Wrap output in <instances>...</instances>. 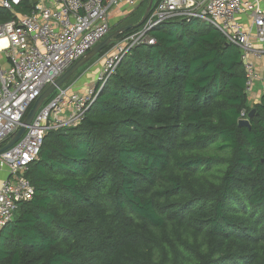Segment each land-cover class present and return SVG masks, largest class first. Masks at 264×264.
Instances as JSON below:
<instances>
[{
	"label": "trees",
	"instance_id": "1",
	"mask_svg": "<svg viewBox=\"0 0 264 264\" xmlns=\"http://www.w3.org/2000/svg\"><path fill=\"white\" fill-rule=\"evenodd\" d=\"M32 9L0 7V24ZM150 34L77 125L46 134L0 264H264V94L250 106L241 49L213 26Z\"/></svg>",
	"mask_w": 264,
	"mask_h": 264
},
{
	"label": "built area",
	"instance_id": "2",
	"mask_svg": "<svg viewBox=\"0 0 264 264\" xmlns=\"http://www.w3.org/2000/svg\"><path fill=\"white\" fill-rule=\"evenodd\" d=\"M25 1L32 3L30 13L16 14L10 22L0 24V143H7L18 132L48 87L109 36L115 12L125 19L142 2L0 0V7L15 12ZM241 17H247L249 23L240 21ZM172 20L207 23L228 43L237 45L246 66L248 93L252 94L258 74L250 57H261L264 52L254 44L264 46L261 1L159 0L139 30L116 40L103 56L105 64L97 85L88 94L78 93L79 79L60 87L40 108L20 141L0 155V168L9 174L0 187V236L13 221L18 205L33 198L34 188L27 173L38 159L48 131L77 125L95 101L97 87L107 82L123 57L139 45H154L150 33Z\"/></svg>",
	"mask_w": 264,
	"mask_h": 264
},
{
	"label": "water",
	"instance_id": "3",
	"mask_svg": "<svg viewBox=\"0 0 264 264\" xmlns=\"http://www.w3.org/2000/svg\"><path fill=\"white\" fill-rule=\"evenodd\" d=\"M154 4V0H151L148 9L143 16L142 20L138 24H130L118 30L117 32L108 36L105 40H103L100 44H98L93 50H91L85 57L77 61L64 75H62L55 84H52L48 87L44 93L37 99V101L32 106L31 110L29 111L26 119L24 120L21 128L16 132L12 138L7 143H0V155L11 149L23 135L26 133L27 128L32 124L36 114L40 110L42 106L45 105L46 101L65 83L72 78L78 70H80L83 66L89 63L92 59L97 57L103 50H105L108 46L112 45L116 39L131 30L140 28L145 21L147 20L152 6ZM256 113V110H252L249 114V118H253ZM240 126L242 127H250L249 120H240Z\"/></svg>",
	"mask_w": 264,
	"mask_h": 264
},
{
	"label": "crops",
	"instance_id": "4",
	"mask_svg": "<svg viewBox=\"0 0 264 264\" xmlns=\"http://www.w3.org/2000/svg\"><path fill=\"white\" fill-rule=\"evenodd\" d=\"M148 1H149L148 6H149L151 0ZM158 1L159 0H154V4L157 3ZM247 1H251V0H247ZM260 1L264 9V0H260ZM146 2L147 0H142L141 4L142 5L146 4ZM240 21H242L245 24L249 23V19L247 17H241ZM254 44L257 49L264 51V46L261 45L259 42H255ZM250 60L254 63L258 74V80L255 83L253 92L252 94H250L251 96L249 95L250 106H253L261 100V97L264 92V52L262 53L261 57L251 56ZM80 83L81 84L78 85L77 90H82V91L86 90L87 85L88 87H92V86L95 87L97 85L96 83H94L93 79L89 80V78H83L82 81H80ZM8 175L9 174L6 169L0 168V187L3 181L8 177Z\"/></svg>",
	"mask_w": 264,
	"mask_h": 264
},
{
	"label": "rangeland",
	"instance_id": "5",
	"mask_svg": "<svg viewBox=\"0 0 264 264\" xmlns=\"http://www.w3.org/2000/svg\"><path fill=\"white\" fill-rule=\"evenodd\" d=\"M148 3H149V1L147 0V2H146V4H143L142 6H141V8L138 10V14H140L139 12L141 11V10H143V8H146V6L148 5ZM145 5V6H144ZM147 9H148V6H147V8H146V10H143V11H141L142 13H143V16L145 15V13H146V11H147ZM121 14L120 13H118V12H115L114 14H113V17H112V21H111V32H110V34H109V36L111 35V34H113V33H115V32H117L118 30V28L119 27H122V26H124L125 25V19L124 18H122L121 16H120ZM143 16H142V18H143ZM122 19H121V18ZM142 20V19H141ZM131 21V20H130ZM131 24V23H130ZM129 25V22H128V24H126L125 26H128ZM124 26V27H125ZM105 40V39H104ZM115 42V41H114ZM114 42L112 43V45L114 44ZM111 45V48L113 47ZM105 57V56H104ZM104 57H101V58H99V59H96V60H94V59H92L89 63H87L85 66H83L80 70H78L77 72H76V74L72 77V78H70V80H68L66 83H65V86H68L69 84H71L73 81H76L77 79H79V84H81L80 83V81H82V79L83 78H89V80L90 79H93L94 80V83H96L97 82V77H98V74H99V72H100V70L102 69V67L104 66V64H105V60H104ZM78 84V85H79ZM94 87L92 86V87H88V85L86 86V90L85 91H82V90H78V93L80 94V95H85V94H88V92L90 91V90H92ZM251 96V95H250Z\"/></svg>",
	"mask_w": 264,
	"mask_h": 264
},
{
	"label": "bare ground",
	"instance_id": "6",
	"mask_svg": "<svg viewBox=\"0 0 264 264\" xmlns=\"http://www.w3.org/2000/svg\"><path fill=\"white\" fill-rule=\"evenodd\" d=\"M0 44H2V43H0Z\"/></svg>",
	"mask_w": 264,
	"mask_h": 264
}]
</instances>
